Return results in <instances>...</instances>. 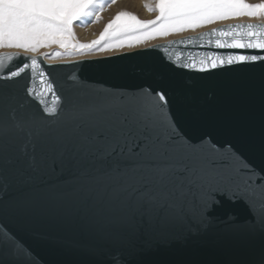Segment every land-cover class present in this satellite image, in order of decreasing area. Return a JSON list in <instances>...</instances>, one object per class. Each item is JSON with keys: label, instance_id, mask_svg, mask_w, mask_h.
Masks as SVG:
<instances>
[{"label": "snow or ice", "instance_id": "1", "mask_svg": "<svg viewBox=\"0 0 264 264\" xmlns=\"http://www.w3.org/2000/svg\"><path fill=\"white\" fill-rule=\"evenodd\" d=\"M91 2L0 0V48L55 44L70 56L264 17V3L158 0L155 20L121 12L99 39L74 43L73 23ZM179 43L209 50L178 51L173 68L258 72L249 101L194 117L167 90L142 85L69 88L50 107L45 93L58 86L37 58L0 78V214L57 225L66 264H264V28L228 25ZM0 228V264H33L17 232Z\"/></svg>", "mask_w": 264, "mask_h": 264}, {"label": "water", "instance_id": "2", "mask_svg": "<svg viewBox=\"0 0 264 264\" xmlns=\"http://www.w3.org/2000/svg\"><path fill=\"white\" fill-rule=\"evenodd\" d=\"M236 24H255L264 28V23L251 22H237L215 28L223 29L228 25ZM210 30L129 53L57 64L47 63L41 56L4 52L0 53V78L6 79L4 73L10 68L15 69L18 62L25 58L35 57L42 62L41 67L48 71L51 79L58 86L51 97L45 93V103L50 107L56 106L58 97L67 95L69 88L119 92L143 85L167 90L172 97L174 106L184 107L194 117L209 115L221 107L247 103L253 90L251 77L259 74L233 68L218 70L216 74L205 77L187 70L173 68L167 63L169 60H175L178 51L186 55L188 51L209 50L200 48L198 43L186 46L179 42L189 39L198 40L201 35ZM211 50L261 54L260 50L256 49ZM259 64L260 62L257 61L256 66ZM39 70L37 68L35 72L31 73L35 77L33 83L37 86H39ZM190 77L192 78L190 79ZM237 216L243 220L247 213L238 209ZM0 224L16 231L31 248L33 264H66L69 259L62 252L61 238L65 234L54 223L40 219H20L12 213L11 209L6 208L3 214H0ZM2 230L0 228V231Z\"/></svg>", "mask_w": 264, "mask_h": 264}, {"label": "rangeland", "instance_id": "3", "mask_svg": "<svg viewBox=\"0 0 264 264\" xmlns=\"http://www.w3.org/2000/svg\"><path fill=\"white\" fill-rule=\"evenodd\" d=\"M157 2H158V0H115V2H113V0L106 1L103 4H101L99 8H96L92 13H89L88 16L83 17L80 21H74L72 28H73V34H74L75 38H73V42L74 43H77V42L80 43L83 40V34H82L81 30H83L84 28L90 27L92 25L98 26L97 28L99 30L96 33V35L100 37L101 33L104 31V28L107 26V24L109 22H111L115 18V16L118 13L126 12V13H129L132 15V13L127 9V7L136 8L137 4H141V9H140L141 11L137 13L136 17H138V18L140 17L143 20L144 19L149 20L148 15L151 14V16L155 19L156 16L158 15V11H149V8L155 9ZM245 2L249 3V4H258V3H264V0H245ZM147 3H148V6H147L148 8H146L144 6ZM85 11H87V10H85ZM143 12H145V14ZM237 22H261V23H264V17L250 18L247 16H242V17H240L238 19H234V20L218 21L214 25H209V26H206L203 28H199L196 31L189 30V31H185V32L174 33V34L167 35V36H159L155 39H151V40H148V41L143 42V43L135 44L133 47H127V46L118 47V48H114L112 50H106V51L92 50L90 52H87L86 54H79L76 52L75 49H71L70 51L73 54L69 56L67 54V52L69 50H65L62 48L57 49L59 46L56 45L57 47H55V44H54L51 47L41 48L39 51H37L35 53H26V54L36 55L37 57L41 56L42 58H45V54L54 55L58 51L59 53H61V56L59 58H49L51 60H54L56 63L57 62H63V61H72V59L81 60V59L88 58V56L89 57L90 56L109 57V56H113V55L122 54L125 52L128 53V52L140 50V49L147 48V47L155 45V44L171 41L174 39H179V38L189 36L192 34L204 32L206 30H209V29L221 26V25L237 23ZM91 42L92 41H90V42L87 41V42H84V44L91 43ZM14 51L19 52L18 50H14V49H11L8 47L0 48V53L14 52ZM87 54H89V55H87Z\"/></svg>", "mask_w": 264, "mask_h": 264}, {"label": "bare ground", "instance_id": "4", "mask_svg": "<svg viewBox=\"0 0 264 264\" xmlns=\"http://www.w3.org/2000/svg\"><path fill=\"white\" fill-rule=\"evenodd\" d=\"M106 1H109V0H92V2L89 4V7L88 9H86L88 13H92L96 8H99L101 4H103L104 2ZM141 3V2H140ZM137 7L136 8H129L127 7V9L132 13V15H137L138 12H140L141 10V4H137L136 5ZM146 8H148V3L146 5H144ZM145 14V12H143ZM138 18V17H137ZM148 18L149 20L147 19H141L140 17L138 18L139 20L141 21H150V20H155L151 14L148 15ZM242 23H246V22H242ZM250 23V22H249ZM251 23H261V22H251ZM98 26L96 25H92L90 27H87V28H84L83 30H81L82 34H83V40L80 42V43H84V42H87V41H94V40H97L99 39L100 37L96 35V33L98 32ZM198 34V33H197ZM81 35V34H80ZM192 35H195V34H192ZM95 39H94V38ZM186 37V36H185ZM75 38V37H74ZM81 40V39H80ZM75 41V40H74ZM55 47H57L55 45ZM60 47H58L57 49H59ZM11 49H14V50H18L19 52L18 53H22V54H26L25 52H23L21 49H18V48H11ZM61 49V48H60ZM144 49V48H143ZM141 50V49H140ZM137 51V50H136ZM16 52V51H14ZM56 52V51H55ZM58 52V51H57ZM133 52V51H132ZM127 53V52H126ZM129 53V52H128ZM27 55H31V54H27ZM89 55V54H87ZM32 56H35L37 57L36 55H32ZM86 56V55H85ZM98 58H105V57H95V56H88V58H85V59H98ZM47 63H51V64H57V63H63V62H71V61H63V62H55L54 60H51L49 58H43ZM70 60V59H69ZM75 59H72V61H74ZM83 60V59H81ZM77 61V60H75Z\"/></svg>", "mask_w": 264, "mask_h": 264}]
</instances>
